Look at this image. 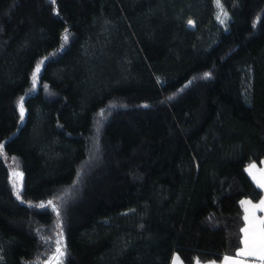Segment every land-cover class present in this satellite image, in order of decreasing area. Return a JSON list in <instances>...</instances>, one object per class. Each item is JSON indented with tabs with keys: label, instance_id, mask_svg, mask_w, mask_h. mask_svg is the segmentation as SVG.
I'll return each mask as SVG.
<instances>
[{
	"label": "trees",
	"instance_id": "trees-1",
	"mask_svg": "<svg viewBox=\"0 0 264 264\" xmlns=\"http://www.w3.org/2000/svg\"><path fill=\"white\" fill-rule=\"evenodd\" d=\"M219 1L225 28L214 0H0V264H57V239L59 264L236 253L262 195L264 0Z\"/></svg>",
	"mask_w": 264,
	"mask_h": 264
},
{
	"label": "snow or ice",
	"instance_id": "snow-or-ice-1",
	"mask_svg": "<svg viewBox=\"0 0 264 264\" xmlns=\"http://www.w3.org/2000/svg\"><path fill=\"white\" fill-rule=\"evenodd\" d=\"M217 6L223 11L222 6L217 0ZM227 13H224V18L226 19ZM217 19L221 23H224L219 15ZM67 41L68 36L63 37ZM41 64L43 61L40 62ZM40 71V64L37 65L35 72L33 73V85L35 86L37 75ZM207 75V74H205ZM20 110L21 118H23V97L20 98ZM3 148V145H0V149ZM254 167V166H253ZM251 174V169L249 170ZM259 171V170H257ZM259 187H264V183L257 182ZM17 197L21 195L20 191L17 190ZM52 201H48V205H51ZM241 206L244 208V222L245 227L241 229L243 237L240 241L242 247L234 254V256H225L223 264H249L250 259L259 260L260 264H264V219L258 218L255 215L257 209L264 211V199L260 200L258 204H252L251 201H241ZM40 208H45L46 205L41 203ZM251 209V212H250ZM60 239L56 240L57 245V264H59V257L63 255V251L60 248ZM178 258H174L173 264H176ZM199 264V261H197Z\"/></svg>",
	"mask_w": 264,
	"mask_h": 264
},
{
	"label": "crops",
	"instance_id": "crops-1",
	"mask_svg": "<svg viewBox=\"0 0 264 264\" xmlns=\"http://www.w3.org/2000/svg\"><path fill=\"white\" fill-rule=\"evenodd\" d=\"M250 169H251V174H250V171H249ZM257 170H259V171H257ZM245 172H246L247 176L250 178V180L252 181V183L262 190V195L257 201H252L249 198H241L239 200V205H240V207L242 209L243 217H244V208L241 206V201H251L252 204H258L260 200L264 199V187H259L258 183H257L258 181L261 182V183H264V159L260 160L257 163L248 164L245 167ZM250 212H251V209H250ZM255 215L258 218L264 219V211H262V210L257 209L256 212H255ZM244 227H245V222H244V219H243V225H242L241 229L244 228ZM242 237H243V233L241 232V239H242ZM240 247H242L241 243H240L239 248ZM239 248L237 249V251L239 250ZM225 256H234V255H225ZM225 256H223L217 262L208 261V262H199V264H223V260H224ZM174 258H178L176 264H184L181 261L180 257L176 253L172 254L169 264H173ZM194 264H197V262H195ZM249 264H260V261L259 260H255V259H250L249 260Z\"/></svg>",
	"mask_w": 264,
	"mask_h": 264
},
{
	"label": "rangeland",
	"instance_id": "rangeland-1",
	"mask_svg": "<svg viewBox=\"0 0 264 264\" xmlns=\"http://www.w3.org/2000/svg\"><path fill=\"white\" fill-rule=\"evenodd\" d=\"M220 3V1H219ZM221 5V3H220ZM222 6V5H221ZM214 7H215V13H214V18L215 20L221 24L224 28L227 27V24L230 20L228 13L224 10V8L222 7L223 11H221V9L217 6V0H214ZM224 13H227V17L226 19L224 18ZM220 16L222 19H224V23H221L219 19H217V16ZM189 24H191V22H189ZM8 166L11 170V178H12V183L16 188L20 187V176H19V172L16 169L15 165L13 164V162L11 160L8 159L7 161ZM42 264H49L47 261L43 262Z\"/></svg>",
	"mask_w": 264,
	"mask_h": 264
}]
</instances>
